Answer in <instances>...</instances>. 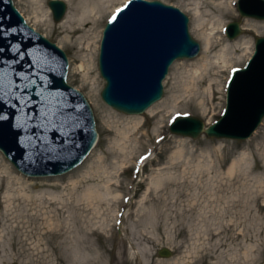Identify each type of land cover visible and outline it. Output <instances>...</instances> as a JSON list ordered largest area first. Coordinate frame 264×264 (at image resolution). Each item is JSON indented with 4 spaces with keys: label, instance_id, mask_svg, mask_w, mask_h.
<instances>
[{
    "label": "rangeland",
    "instance_id": "374dc122",
    "mask_svg": "<svg viewBox=\"0 0 264 264\" xmlns=\"http://www.w3.org/2000/svg\"><path fill=\"white\" fill-rule=\"evenodd\" d=\"M64 1L67 10L63 19L70 10V3ZM122 1L103 0L97 23L91 20L76 25L80 29L75 32L60 25L63 19L54 20L49 0H14L27 22L66 52L67 82L89 101L99 138L81 164L54 176H28L0 150V176L12 184L8 192L19 186L20 177L33 192L44 193L34 199L35 203L60 205L59 199L48 195L50 192L68 198L66 202L74 205L75 211L71 233L80 247L86 248L80 252L82 264H264V167L255 166L259 155L264 164V119L244 140L211 138L204 133L194 139L170 131L171 122L184 115L196 116L205 126L223 115L232 71L246 64L255 50L256 38L264 36L245 28V19H264L241 17L235 0L234 12L223 18L220 30L226 39H232L225 27L239 21L243 31L233 39L250 38L252 50L244 53V45H239L228 55L233 67L212 70L202 58L204 42L198 36L191 0H161L187 14L190 33L201 50L193 58L173 63L159 101L142 114H126L101 98L105 81L98 67L103 28ZM206 8L203 6L202 11ZM46 9L51 14L49 21L41 19ZM222 44L210 52L213 59ZM211 85L215 89L212 96ZM237 160L241 164L233 169ZM83 193L86 197L80 199ZM5 205L2 197L0 212ZM120 226L125 231L123 237ZM22 229L24 238H34L33 244L47 233L35 225ZM47 241L40 242L42 247L56 243ZM162 248H169L172 255L160 256ZM55 258L0 253L2 264H58Z\"/></svg>",
    "mask_w": 264,
    "mask_h": 264
},
{
    "label": "water",
    "instance_id": "95a60500",
    "mask_svg": "<svg viewBox=\"0 0 264 264\" xmlns=\"http://www.w3.org/2000/svg\"><path fill=\"white\" fill-rule=\"evenodd\" d=\"M49 7L55 21L63 19L65 1L49 0ZM239 12L263 20L264 0H239ZM189 22L180 8L161 0H129L118 9L100 45L103 101L126 114H142L159 101L173 62L201 50ZM242 31L238 21L227 26L230 38ZM68 66L66 52L26 23L13 0H0V150L28 176L66 173L97 142L94 112L85 95L67 83ZM263 119L264 36H258L253 55L229 81L223 116L207 127L196 116H184L171 132L244 140ZM159 254L170 257L172 251L162 248Z\"/></svg>",
    "mask_w": 264,
    "mask_h": 264
},
{
    "label": "bare ground",
    "instance_id": "6f19581e",
    "mask_svg": "<svg viewBox=\"0 0 264 264\" xmlns=\"http://www.w3.org/2000/svg\"><path fill=\"white\" fill-rule=\"evenodd\" d=\"M66 1L70 3V10L60 22L61 26H65L77 32L80 28H77L76 25H84L85 22L91 20L97 23V15L101 13L103 9V0ZM125 1L126 0H123L120 4L115 6V9L122 6ZM190 4L197 18L196 26H198V36L203 39L204 42L202 58L207 59V67L211 66L212 70H215V67L218 66L225 68L228 65L227 68L233 67L234 63L228 55L230 52H235L239 45H244V53L252 50L253 44L250 38L243 40L244 37L241 36L236 39H226L223 36V30H220L223 27V18L233 14L236 5L235 0H210L209 2H205L204 0H191ZM203 6L208 8L202 11ZM212 8L216 9L215 11H218L219 14H214L215 11L212 10ZM211 15L215 17L210 18ZM42 16L43 18L38 17L37 14V18H41L44 21L51 20L49 9H46ZM260 22L251 21L249 18H246L244 25H247L245 28L260 34L264 33V21ZM218 28L219 30H217ZM217 43H223V46L221 52L213 59L212 56H210V52L219 45ZM88 44L90 45V42H88ZM210 94L211 96L215 95L213 85H211ZM170 115L171 114H169L168 117ZM220 148L222 147L220 146ZM225 161L226 156L222 158V162L225 163ZM240 164L241 160H237L232 164V168L234 169ZM255 166L264 167L260 155L257 158ZM18 181H20L19 186L17 188L14 187L12 191L8 192L12 187L11 181L8 180L6 182V180L4 181V177L0 176V199L4 197V201L6 202L5 209H2L0 212V253L30 258L38 254H47L56 256L55 260L58 264H82L80 252H85L86 248L80 247V242L76 240L77 237L75 238L71 233L74 231V229H71L74 223V205L69 206V203L66 202L68 198L65 199L63 195L60 196L54 192H50L48 195L51 198L59 199L60 205L56 206L52 202L46 204L42 201L35 203L33 202L34 199L42 197L44 193L33 192L31 185L27 181L22 182L20 177H18ZM5 190L7 193L3 195ZM73 191L74 190H71L70 192ZM81 195L82 198L80 199H83L84 196L86 197L85 193ZM32 225L47 231L40 239H37L38 243L36 244H33L34 238L32 236L24 238L23 236L25 234L22 233L23 227L26 228ZM64 227L70 229H67L64 233L58 232ZM121 227L122 226H120V228ZM26 232H28V230H26ZM124 232V228L122 227L121 237H123ZM27 240L28 243H25ZM42 240L55 241L56 243L53 247H49V245L42 247L40 244ZM2 262L3 261L0 259V264H2ZM21 264H27V261H22ZM93 264H96V262Z\"/></svg>",
    "mask_w": 264,
    "mask_h": 264
},
{
    "label": "snow or ice",
    "instance_id": "6c2138e0",
    "mask_svg": "<svg viewBox=\"0 0 264 264\" xmlns=\"http://www.w3.org/2000/svg\"><path fill=\"white\" fill-rule=\"evenodd\" d=\"M113 20H115L116 19V17L115 16H113V18H112Z\"/></svg>",
    "mask_w": 264,
    "mask_h": 264
}]
</instances>
